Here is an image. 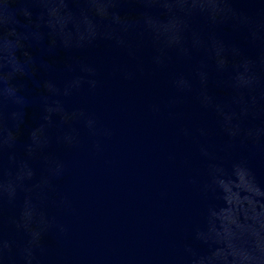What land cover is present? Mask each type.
I'll list each match as a JSON object with an SVG mask.
<instances>
[{
	"label": "water",
	"instance_id": "1",
	"mask_svg": "<svg viewBox=\"0 0 264 264\" xmlns=\"http://www.w3.org/2000/svg\"><path fill=\"white\" fill-rule=\"evenodd\" d=\"M0 264H264V0H0Z\"/></svg>",
	"mask_w": 264,
	"mask_h": 264
}]
</instances>
